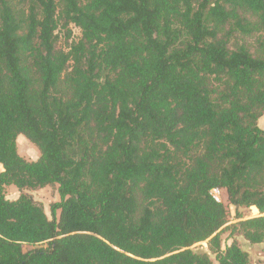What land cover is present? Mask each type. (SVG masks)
I'll use <instances>...</instances> for the list:
<instances>
[{"label":"trees","instance_id":"trees-1","mask_svg":"<svg viewBox=\"0 0 264 264\" xmlns=\"http://www.w3.org/2000/svg\"><path fill=\"white\" fill-rule=\"evenodd\" d=\"M263 115L264 0H0V264H250L211 191L264 213Z\"/></svg>","mask_w":264,"mask_h":264},{"label":"rangeland","instance_id":"rangeland-1","mask_svg":"<svg viewBox=\"0 0 264 264\" xmlns=\"http://www.w3.org/2000/svg\"><path fill=\"white\" fill-rule=\"evenodd\" d=\"M60 26L58 29V46L68 50L69 45L73 41H78L82 32L81 29L75 24L71 23L66 28L63 26L62 20L60 19ZM260 127H264V115L258 121ZM18 151L19 153L28 160H36L40 156L39 149L28 139L26 136L19 135L17 138ZM3 170V166L0 165V172ZM24 191L33 195L35 199L43 203L44 209L48 214L49 218H52L51 204L60 200V194L58 192V185H48L42 188L32 189L24 188L19 190L15 185H6L4 192L9 199H16L19 197L21 192ZM223 204L225 205L228 213L227 223L220 228L216 234H219L222 239V246L225 247L227 244H231L233 241L237 242L243 249H245L250 256V264H264V241L259 243H251L242 232L235 229L240 221L248 220L251 218L263 216L259 208L255 205L240 207L238 210L235 205L229 202L226 189L222 190ZM239 213V215H238ZM58 215V214H57ZM215 235V234H214ZM213 237V236H212ZM211 237V238H212ZM211 238L201 241L193 245V247L199 249H208ZM48 246V244H41ZM40 245L24 244L25 250H30ZM214 258V255H212Z\"/></svg>","mask_w":264,"mask_h":264},{"label":"built area","instance_id":"built-area-1","mask_svg":"<svg viewBox=\"0 0 264 264\" xmlns=\"http://www.w3.org/2000/svg\"><path fill=\"white\" fill-rule=\"evenodd\" d=\"M222 190H223L222 188H214L211 191L213 197L219 202H223Z\"/></svg>","mask_w":264,"mask_h":264},{"label":"crops","instance_id":"crops-1","mask_svg":"<svg viewBox=\"0 0 264 264\" xmlns=\"http://www.w3.org/2000/svg\"><path fill=\"white\" fill-rule=\"evenodd\" d=\"M20 135H22V134H20Z\"/></svg>","mask_w":264,"mask_h":264}]
</instances>
